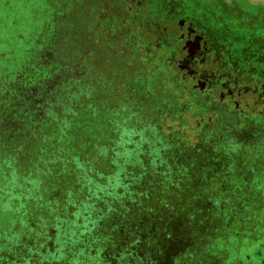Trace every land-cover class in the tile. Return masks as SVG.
I'll list each match as a JSON object with an SVG mask.
<instances>
[{"label":"rangeland","instance_id":"374dc122","mask_svg":"<svg viewBox=\"0 0 264 264\" xmlns=\"http://www.w3.org/2000/svg\"><path fill=\"white\" fill-rule=\"evenodd\" d=\"M88 11L0 0V264H264V97L242 83L213 103L162 71L173 51L216 74L211 58L264 48L176 13L132 57L120 23L93 46Z\"/></svg>","mask_w":264,"mask_h":264},{"label":"flooded vegetation","instance_id":"af4514ba","mask_svg":"<svg viewBox=\"0 0 264 264\" xmlns=\"http://www.w3.org/2000/svg\"><path fill=\"white\" fill-rule=\"evenodd\" d=\"M88 5L91 19L97 20L93 21L95 33L90 36L95 48L94 39H99V43L104 44L101 37L110 33L112 26L118 27L117 23H120L119 26L124 28L122 44L125 46L130 38L133 39V48H128L132 57L139 53L144 41L155 42L154 50L157 52V39L163 36L164 28L167 32L173 31L176 13L183 22L195 25L206 42L212 40L219 45L237 40L238 45L240 42L250 43L253 48L252 44L255 42L258 48H264V5L251 0H88ZM112 12L117 14H111ZM111 19L116 21L111 22ZM151 48L153 49V46ZM182 52L180 55L173 51L165 58L167 69L162 71L181 77L184 86L196 88L202 91L204 96L210 97L205 99H211L213 103L219 102L230 86L237 87L242 83L247 86V89H242L243 93L250 92L255 97H264L263 89H259L253 81L257 76H264L263 52H244L249 58H244L243 54L236 51L229 57L211 58L210 64L223 65L216 68V74L205 67L210 61L209 58L203 57L205 53L200 52L198 56L192 57ZM243 59L248 60L241 68L243 74H239L238 71L241 70L230 65ZM250 63L252 67H248ZM214 76L216 78L213 82L208 83L209 78ZM218 92L219 98L216 99ZM259 102L264 103L262 98Z\"/></svg>","mask_w":264,"mask_h":264},{"label":"water","instance_id":"95a60500","mask_svg":"<svg viewBox=\"0 0 264 264\" xmlns=\"http://www.w3.org/2000/svg\"><path fill=\"white\" fill-rule=\"evenodd\" d=\"M257 4H261V5H264V0H251Z\"/></svg>","mask_w":264,"mask_h":264}]
</instances>
